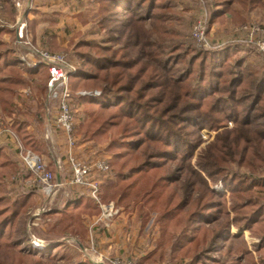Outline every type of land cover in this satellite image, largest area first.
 Masks as SVG:
<instances>
[{
    "label": "trees",
    "instance_id": "1",
    "mask_svg": "<svg viewBox=\"0 0 264 264\" xmlns=\"http://www.w3.org/2000/svg\"><path fill=\"white\" fill-rule=\"evenodd\" d=\"M96 1L98 25L106 34L102 45L81 42L74 47L81 70L77 67L71 86L100 93L98 98L78 102L88 119L80 127L82 141L106 143L105 154L109 155L110 178L100 188L101 199L107 202L117 197V204L128 205L135 186V197L142 193V198L150 195L148 200L165 198L158 207L163 211L159 218L162 234L168 239L174 233L175 238H169L173 256L196 250L190 264H225L210 255L229 239H240V234H230L231 227L259 239L256 256L264 264V176L249 178V182L237 174L230 178L225 165L214 161L208 151L197 160L212 187L221 185L231 196L230 221L222 201L225 193L213 191L203 180V187L194 189L195 170L188 163V175L182 180L184 166L179 165L183 157L188 160L193 155L204 119L214 130L221 126L222 118L233 123L230 130H224L221 142L230 160L240 157L237 164L243 163V151L249 144L264 141V64L248 62L249 54L233 61L227 51L203 52L184 45L179 38L182 35L173 27L179 19L168 0ZM218 2L223 10L212 18L230 11L234 4L245 8L255 0ZM3 32L0 28V106L7 116H14L11 129L23 145L40 154L44 149L30 131L26 114L15 115L14 97L27 87L32 94H43L46 69L21 68L1 41ZM52 133L54 139L57 130ZM241 142L246 148L242 149ZM28 179L30 174L10 161L0 146V250L4 249L7 258L0 264H57L50 247L44 251L30 247L31 240L22 228L33 206L31 196L13 200L8 195ZM182 181L178 195L175 189ZM84 196L72 194L58 222L77 224L81 215L97 213L93 201ZM203 223L208 224L206 229L200 226ZM71 226H66V231Z\"/></svg>",
    "mask_w": 264,
    "mask_h": 264
},
{
    "label": "rangeland",
    "instance_id": "2",
    "mask_svg": "<svg viewBox=\"0 0 264 264\" xmlns=\"http://www.w3.org/2000/svg\"><path fill=\"white\" fill-rule=\"evenodd\" d=\"M168 1L171 10L176 13V18L179 19L178 23L173 24V27L182 35L179 38L184 45H189V47L196 50L200 49L203 52L227 51L233 61L245 59V54H249L247 56L250 58L248 62L252 64L261 62L264 64V0H255L253 4L248 3L245 8H242L239 4H234L230 11H224L214 18H212L213 15H217V12L223 10L218 0ZM0 2L2 1L0 0ZM198 23H204L203 35L201 36L210 48L208 51L205 50L203 45L197 43L194 38ZM0 28L4 29L1 41L13 57L18 60L30 63L37 61L39 53H48L61 56L67 65L79 67L80 70L81 63L74 56V47L81 42L102 45L103 35L106 34L105 29L100 30L98 25V2L96 0H4L0 3ZM236 43L237 45H235ZM196 50L192 53H195ZM45 73L47 80L48 75L47 72ZM73 76L77 77V75ZM30 83L32 85V82ZM46 83L47 81L41 87L44 90L43 94H32L30 88L27 87L20 90L14 97V103L17 107L15 115L20 117L22 114H26L30 122L29 129L33 130L44 149L43 152L40 154L35 153L23 145L20 138L11 129L14 116H7L1 106L0 122L9 126L26 150L41 156L48 170L54 174V171L50 169V164H54L55 158L64 160L66 142L64 139V145L62 139L56 138L53 139L54 144L52 146V144L49 145L44 141L45 128L48 127L49 120L52 118V116L47 118L45 110L49 109L51 114L56 112L55 106L53 105V110H50L51 105L46 102ZM71 84L72 78L69 80V87L73 93L80 91L94 92L81 87L73 89ZM78 100L75 105V116L78 117L77 120L80 123L74 134L76 140L75 155L78 160L87 165H91L96 161L107 163L109 155L105 154L106 143L93 145L90 142L82 141L80 127L84 120L87 121L88 119L83 113V105ZM204 120L206 121L199 130V136L196 134L194 137V141L197 142L198 136L199 142L193 155L188 160L185 156L182 162L179 161V165L183 164L184 166V169L180 172V177L183 180L188 175L189 170H185V167L190 163V166L195 170L192 173L195 181L194 189L202 188L204 181L205 185L209 184L213 191L225 193L222 201L226 203L227 219L231 221L233 217L229 208L231 196L221 185L212 187L213 185L207 174L199 169L197 160L204 156L205 151H208L214 161L221 166L225 165L227 176L232 178L233 174H237L249 182V178L258 179L264 176V141L256 145L249 144L247 148V144L241 142L240 146L243 147L242 149L246 148V151H243L244 155L241 158L243 163L237 164L240 157L237 156V160H233L234 162L230 160L231 157L227 155V151L221 142L226 136L224 130H230L233 123L222 118L220 121L221 126L214 130L208 127L210 121ZM86 148L90 150H86ZM5 151L10 161L15 162L17 167L21 166L12 146H8ZM106 177L107 175L93 172V178L97 180H103ZM182 184L183 181L175 189L178 195H181ZM136 189L137 186H135L128 205L120 206L117 204V197L107 202H103L101 199L103 204L113 203L118 209V216L107 225L100 220V209L98 207L97 213L81 215L79 218L80 223L76 224L74 221L58 222L61 219L59 218L61 212H53L50 215L42 214L38 218H32V215L41 209L40 207L36 208V205L33 204L24 219L22 228L26 237L30 240L42 242L59 240L63 243V245L56 243L51 249L52 255H56L58 258L57 264H69L85 260H89L93 264H111L115 259L131 262L132 264H190L196 250L190 249V254L186 256H184L185 251H180L173 256L170 251L171 240L169 238H175L174 233H171L168 239L167 234L166 236L162 234L163 229H161L162 225L159 223V218L163 211L159 212L158 207L161 208L165 198L148 200L150 195L142 198V193L135 197ZM19 190L15 188L16 192L11 191L8 194L9 197L13 200L16 199ZM67 193L71 195L73 191L66 188L62 192L63 196L61 193L57 194L59 198L56 203L58 205L64 203V195ZM194 197L197 199L196 190ZM90 223H93L94 230L90 231V228L92 229ZM114 223L116 224L112 229ZM69 224H72V226L66 231V226ZM200 226L206 229L208 224L203 223ZM64 228L65 230H63ZM101 228L110 230L108 233L110 237L107 234V238L103 237L102 231H99ZM231 233L240 234V239H229L227 245L224 242L221 249L212 253L210 257L222 260L225 264H231L233 261L238 262V264H260L256 256L259 239L252 237L246 230L237 232L232 227L230 229ZM96 234L99 238H102V242L100 241L101 243L98 245L95 243ZM31 244L32 249H38V251L46 249L36 248ZM81 245L85 249L82 251L84 255L79 252ZM244 247L252 257L250 260L243 252ZM5 254L4 249L0 250V260H5ZM5 261H7V258Z\"/></svg>",
    "mask_w": 264,
    "mask_h": 264
},
{
    "label": "built area",
    "instance_id": "3",
    "mask_svg": "<svg viewBox=\"0 0 264 264\" xmlns=\"http://www.w3.org/2000/svg\"><path fill=\"white\" fill-rule=\"evenodd\" d=\"M21 24V23H20ZM204 28V23H198L194 32V38L197 43L203 45L205 50L210 49L201 35ZM243 43V42H241ZM237 45V43L235 44ZM232 47V46H230ZM235 47V46H233ZM236 50V49H235ZM18 60V59H17ZM20 67L36 71L38 68H45L48 79L46 83V102L51 105L50 110L55 106L56 112L51 114L49 109H46L45 114L50 118L52 123L44 131V141L53 146L52 129L57 130L64 135L66 148L64 160L55 158L54 161L57 171H64L63 164L68 167L69 178L63 181H56V176L48 170L43 158L39 155L26 150L20 141L16 138L14 133L10 130L8 125L0 122V145L12 146L17 155L20 165L24 170L30 174V179L24 181L23 186L28 190L34 189L42 193L45 198L51 201L61 189L65 190L68 187H76L81 189L93 201V203L100 209V220L105 225L109 224L118 216V209L113 203L103 204L100 198L101 184L99 180L93 178V172H98L104 175H109V166L105 161H96L91 165L78 160L75 155V130H76V101L77 99H93L99 97L100 93L97 91L87 92L80 91L73 93L69 87V80L72 75H76L77 68L75 66L67 65L63 58L59 55H50L48 53H39L37 61L27 63L18 60ZM55 155L53 154V157ZM65 161V162H63ZM48 209H39L32 215V218L40 217L43 212ZM38 242V241H37ZM32 240V245L37 248L44 247L43 244ZM100 264V263H99ZM111 264H132L131 262L121 261L115 259Z\"/></svg>",
    "mask_w": 264,
    "mask_h": 264
},
{
    "label": "crops",
    "instance_id": "4",
    "mask_svg": "<svg viewBox=\"0 0 264 264\" xmlns=\"http://www.w3.org/2000/svg\"><path fill=\"white\" fill-rule=\"evenodd\" d=\"M248 60H250V58L248 57ZM78 119V117H76V127H78L79 126V123H80V121L79 120H77ZM30 131L33 133V130L32 129H30ZM56 138H59V139H62V141L64 142V135L62 134V133H60V132H57V133H55V135H54V139H56ZM64 145H65V142H64ZM3 148H4V152L7 154V152L5 151V149L7 148V147H5L4 145H1ZM87 146V145H86ZM86 150H90V149H88V148H86ZM63 160V159H62ZM63 162H65V161H63ZM51 166H50V169L52 170V171H54V174H55V176H56V181L57 182H59V181H63V179H68L69 178V171H68V168L66 167V164L64 163L63 164V167H64V171H57V169H56V167H55V165L54 164H50ZM110 178V175H108L105 179H100L99 180V182H100V184H101V186L108 180ZM19 187H20V190H19V195H17V197L16 198H18V197H20V196H23L24 194H28L29 196H31V199H32V201H33V204H35L36 205V208H38V207H40L41 209L42 208H44V209H48L46 212H43V214H51V213H53V212H58V213H60L61 212V210L63 209V207L65 206V202L71 197V195L73 194L74 196H77V195H80V194H84L85 192H83L81 189H79V188H75V187H68V188H70L72 191H73V193L70 195V194H66V195H64V203L63 204H57L56 202H57V199L59 198L57 195L51 200V201H49V199H47V198H45L44 197V195L42 194V193H39L37 190H34V189H30V190H28L27 188H25L24 186H23V183H20L19 184ZM62 192H63V189H61L60 191H59V193H61L62 194ZM76 192V193H75ZM60 196V195H59ZM62 196H63V194H62ZM87 195L85 194V196L84 197H86ZM35 208V209H36ZM42 215V214H41ZM117 223V222H116ZM116 223H114L113 224V226H112V229H113V227L115 226V224ZM90 227H92V229L90 228V231L91 230H94L95 229V227L93 226V223H90ZM93 227H94V229H93ZM99 231H102V236L103 237H105V238H107V235H108V237H110L109 236V232H110V230H108V229H103V228H101ZM97 232H98V229H97ZM107 234V235H106ZM101 237L99 238L98 237V234H96L95 235V243H96V245H98V244H100L102 241H101ZM32 241V240H31ZM36 241H38V240H36ZM101 241V242H100ZM39 243H42L43 244V246H44V248H46V247H50V251H51V249H52V247H54V245L57 243V244H59V245H63V243H61V241H53V242H51V243H49V244H46L45 242H42V241H38ZM85 249H83V247H82V245L80 246V253H82L83 254V252L82 251H84ZM84 255V254H83ZM65 257L67 256V255H64ZM81 263H85V262H90L89 260H85V261H80ZM91 263V262H90ZM91 264H93V263H91Z\"/></svg>",
    "mask_w": 264,
    "mask_h": 264
},
{
    "label": "bare ground",
    "instance_id": "5",
    "mask_svg": "<svg viewBox=\"0 0 264 264\" xmlns=\"http://www.w3.org/2000/svg\"><path fill=\"white\" fill-rule=\"evenodd\" d=\"M32 245V244H31ZM34 246V245H33ZM32 246V247H33ZM36 247V246H35ZM34 248V247H33ZM37 248V247H36ZM38 248H40V247H38ZM40 249H44V247H42V248H40ZM36 250H38V249H36ZM45 250V249H44ZM40 251H43V250H40Z\"/></svg>",
    "mask_w": 264,
    "mask_h": 264
},
{
    "label": "water",
    "instance_id": "6",
    "mask_svg": "<svg viewBox=\"0 0 264 264\" xmlns=\"http://www.w3.org/2000/svg\"><path fill=\"white\" fill-rule=\"evenodd\" d=\"M37 242V241H36ZM37 243H39V242H37ZM42 244V243H41ZM100 264H102V263H100Z\"/></svg>",
    "mask_w": 264,
    "mask_h": 264
}]
</instances>
